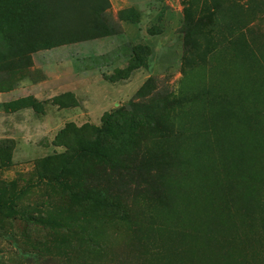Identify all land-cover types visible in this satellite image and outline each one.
<instances>
[{
	"label": "rangeland",
	"instance_id": "rangeland-1",
	"mask_svg": "<svg viewBox=\"0 0 264 264\" xmlns=\"http://www.w3.org/2000/svg\"><path fill=\"white\" fill-rule=\"evenodd\" d=\"M108 1L116 34L0 60V264H264V0L210 32L202 21L186 54L181 0ZM133 52L143 66L112 80ZM150 75L141 103L164 88L178 99L167 115L179 136L147 139L169 166L144 190H102L110 204L70 197L75 176L43 159L64 150L55 135L128 109Z\"/></svg>",
	"mask_w": 264,
	"mask_h": 264
},
{
	"label": "trees",
	"instance_id": "trees-1",
	"mask_svg": "<svg viewBox=\"0 0 264 264\" xmlns=\"http://www.w3.org/2000/svg\"><path fill=\"white\" fill-rule=\"evenodd\" d=\"M253 1L181 0L182 22L178 32L183 38V54L190 51L188 41L196 35L202 21H206L210 32L225 21V12L246 10ZM74 11L75 15H71ZM254 18L248 17L244 24ZM68 20L73 25L63 27ZM120 20L118 15L112 16L108 0H0V60L21 55L29 60L28 54L40 48L114 35L120 31ZM32 26H39L42 36L31 37L28 28ZM25 33L28 38L24 37ZM25 39L29 42L26 48L14 45ZM194 46L197 49L196 43ZM134 49L141 51L146 47L135 45ZM137 56L133 52L132 61L117 70L120 75L112 80L126 78L132 70L143 66V61L134 63ZM183 60L184 55L182 63ZM157 81L154 76L146 77L133 93L129 108L120 106L104 112L99 125L68 124L58 131L54 142L64 150L43 159L49 165L67 168L75 176L72 186L67 187L70 197L110 204L100 195L102 190L110 187L119 190L142 187L144 190L152 185L155 172L169 166L165 146L150 147L147 139L152 134L164 140L179 136V130L167 115L178 99L171 97L164 88L159 103L150 106L141 103L142 98L156 88ZM53 102L61 106L57 100ZM26 105L36 113L42 112L41 103L32 97H27Z\"/></svg>",
	"mask_w": 264,
	"mask_h": 264
},
{
	"label": "crops",
	"instance_id": "crops-1",
	"mask_svg": "<svg viewBox=\"0 0 264 264\" xmlns=\"http://www.w3.org/2000/svg\"><path fill=\"white\" fill-rule=\"evenodd\" d=\"M111 1V0H110ZM122 1V4H119L117 7H121L122 5H124L125 3H126V0H121ZM110 36H112V35H108L107 37H110ZM104 37H106V36H104ZM104 37H99L100 39H102V38H104ZM85 41V40H84ZM73 43H76V42H73ZM70 44H72V43H70ZM62 45H65V44H61V46ZM50 49H52V48H50ZM50 49H48V50H50ZM48 50H45V51H48ZM34 53H32V59H33V55ZM37 85H39V83H33V87H36ZM1 94V93H0ZM3 94V93H2ZM34 95H37V93L36 92H34ZM55 95V94H54ZM16 111V110H15ZM18 111V110H17ZM14 112V111H13ZM8 114H11V112H9Z\"/></svg>",
	"mask_w": 264,
	"mask_h": 264
}]
</instances>
